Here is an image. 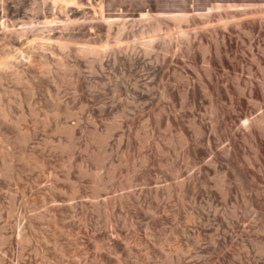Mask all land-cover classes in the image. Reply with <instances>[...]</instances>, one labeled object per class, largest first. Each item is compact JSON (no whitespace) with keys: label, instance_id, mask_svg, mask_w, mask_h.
Instances as JSON below:
<instances>
[{"label":"rangeland","instance_id":"rangeland-1","mask_svg":"<svg viewBox=\"0 0 264 264\" xmlns=\"http://www.w3.org/2000/svg\"><path fill=\"white\" fill-rule=\"evenodd\" d=\"M62 2L0 0V264H264V0Z\"/></svg>","mask_w":264,"mask_h":264},{"label":"bare ground","instance_id":"bare-ground-1","mask_svg":"<svg viewBox=\"0 0 264 264\" xmlns=\"http://www.w3.org/2000/svg\"><path fill=\"white\" fill-rule=\"evenodd\" d=\"M54 1H56V2H58V1H60V2H62V1H64V2H69V1H72L73 3H75V0H54ZM78 1V0H77ZM63 3V2H62ZM79 3V2H78ZM64 4H66V3H64ZM67 5V4H66ZM65 5V7L67 8V6ZM64 6V5H63ZM75 12V11H74ZM69 17V16H68ZM182 17V16H181ZM107 18V17H106ZM105 18V19H106ZM70 20V19H69ZM107 25H109V27L111 26V24L113 23V20H110L109 18H107ZM106 21H105V23H106ZM159 21L156 23V25L157 26H155L153 29H150V32L148 33V35H154L155 34V31L156 30H158L159 28H160V26H159ZM121 27V26H120ZM120 29V28H119ZM122 29V28H121ZM143 30V29H142ZM146 31H148V30H146ZM141 32V31H140ZM144 34V33H143ZM147 35V36H148ZM261 120L263 121V118H261Z\"/></svg>","mask_w":264,"mask_h":264}]
</instances>
